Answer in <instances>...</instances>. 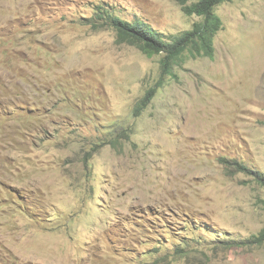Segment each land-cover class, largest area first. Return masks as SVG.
<instances>
[{"label":"rangeland","instance_id":"rangeland-1","mask_svg":"<svg viewBox=\"0 0 264 264\" xmlns=\"http://www.w3.org/2000/svg\"><path fill=\"white\" fill-rule=\"evenodd\" d=\"M99 4L164 39L202 20L0 0V264H264V0L220 4L213 57L187 50L139 116L164 54L85 24Z\"/></svg>","mask_w":264,"mask_h":264},{"label":"trees","instance_id":"trees-1","mask_svg":"<svg viewBox=\"0 0 264 264\" xmlns=\"http://www.w3.org/2000/svg\"><path fill=\"white\" fill-rule=\"evenodd\" d=\"M226 1L230 0H178L185 14L201 16L202 20L196 21L191 29L169 39H164L160 32L143 20L133 22L124 20L112 6L96 5L94 14L84 19L85 24L95 30L113 28L116 32V42L119 44L135 45L149 56L164 54L160 61L161 78L157 85L148 89L139 100L135 107L136 116L149 106L156 95L157 88L162 85L165 75L172 73L174 65L187 50H190L194 56L213 57L214 39L222 26V20L215 13V9ZM224 159L222 160L225 161ZM236 168L238 171L250 172L251 170L244 163H237ZM258 181L264 183L262 177H259ZM255 238L258 241L264 240V227Z\"/></svg>","mask_w":264,"mask_h":264},{"label":"bare ground","instance_id":"bare-ground-1","mask_svg":"<svg viewBox=\"0 0 264 264\" xmlns=\"http://www.w3.org/2000/svg\"><path fill=\"white\" fill-rule=\"evenodd\" d=\"M134 4V3H133ZM124 5V4H123ZM125 6V5H124ZM130 6V5H129ZM183 6V5H182Z\"/></svg>","mask_w":264,"mask_h":264}]
</instances>
